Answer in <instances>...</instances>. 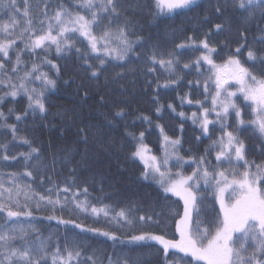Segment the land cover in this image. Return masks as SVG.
<instances>
[{
	"label": "trees",
	"instance_id": "16d2710c",
	"mask_svg": "<svg viewBox=\"0 0 264 264\" xmlns=\"http://www.w3.org/2000/svg\"><path fill=\"white\" fill-rule=\"evenodd\" d=\"M138 2L142 5V10L132 16L135 35L130 36V39L135 41L136 36L142 39L134 43V51L129 53L125 61L105 56L102 52L92 53L88 42L77 33L72 37L75 47L71 51L57 55L54 47L47 53L38 50L39 57L47 56V59L59 67V74L56 68L42 63L36 55L30 56L27 52L23 54V60L28 62L27 67L30 68L35 60L40 64V71L47 73L57 82L55 89L45 91L47 113L37 112L33 115L29 110L26 117L17 121L16 115L21 114L27 107V97L23 94L18 95L15 100L5 97L0 103V111L7 117L6 123L16 124L18 135L27 137L32 141V147L40 149L38 156L33 154L32 159L25 161L21 153H28L29 146L20 139L12 141L10 131L0 127V144L6 143L7 154L16 157L15 160L8 161L0 159V184H3L0 191L12 188L15 197L18 185V199L23 204L25 192L29 195L33 192L48 195V190L51 189L52 198L56 199L58 193L61 203L65 204L63 208L59 204L56 205L53 211L51 205L41 202L37 210L38 196H33L28 202L33 216L20 217L18 220L13 218L6 223V213H0V231L13 226L17 229L23 228L28 232L27 239L30 242H36L37 238L44 241L49 253L48 264H52L51 256L57 246L63 249L66 243L69 248L76 244L80 246L82 254L78 261L74 260L72 264H91L89 256L93 257L96 264H109V258L115 261L117 258L127 257L131 261L137 256L140 257L141 264H164L163 253L157 251L160 246L155 242H144L143 247L128 242L130 235L139 234L141 231H165L171 236L174 232V221L170 212L173 209L181 213L183 211V201L178 197L169 194V198L165 199L159 185L141 178L144 164L131 157L138 143L139 133H145L144 143L153 155L162 159L166 144L157 125L163 126L164 134L173 139H181L179 154L184 156L186 161L189 157L198 158L204 155L212 141L221 135L218 124L210 125L209 135L202 134L199 124H194L191 118L193 112L199 115L202 111L195 100L204 101L206 107H211L210 95L207 101L204 100V81L207 79L209 66L202 62L199 71L195 66L188 69L183 67L185 63L191 64L200 56L203 49H180L176 45L187 44L188 37L199 41L205 38V34H209L210 45L215 46L219 53L213 54L214 59L220 63L228 54L234 53L237 46L245 43L240 32L247 29V46L258 52L264 51V32L261 31L264 21L257 19L243 24L238 19L239 13L231 10L224 15H217L214 8L218 3L223 4L224 0H197L199 7H194L191 11H184L180 15H161L156 20L148 13L151 0ZM29 3L32 5L33 15H39L45 4L50 5L48 12L52 15L60 4L78 10L80 0H29ZM81 12L85 14L83 10ZM7 21L8 15L5 14V9L0 7V23ZM221 22L225 24V30L217 33L214 25ZM15 31L18 33L20 27ZM100 31L101 29H96L97 34ZM0 38H3L2 33ZM17 43L23 47L19 41ZM77 48L80 53H77ZM247 51L248 47L241 49L242 62L246 61ZM169 53H175L180 60L171 73L159 64L153 65L151 62L150 57L153 54L158 58L168 59ZM81 54H87L89 63L96 66L99 65L97 56L106 61L99 77L90 76L88 66L79 59ZM24 67L22 64L21 69ZM117 73H122V77H117ZM19 75L22 76L23 71ZM177 77H182L178 84H171L167 88L162 86L166 80ZM3 78L0 74V79ZM197 80L200 81L199 85L195 84ZM65 81L69 83L66 84ZM189 81L193 83L190 85ZM14 82L18 83L19 80ZM158 84L161 86L157 87ZM29 87H35L39 91L42 85L40 81H34ZM82 88L88 89L89 96L86 100L81 99ZM5 91L8 89L0 85V96ZM214 91L210 85L209 94ZM100 96L105 97L104 103L99 102ZM182 97L192 99L193 103H187V99L182 101ZM169 104L175 111L168 107ZM158 107L161 108L159 113L156 111ZM9 108L13 109L11 114L8 112ZM119 108L124 109L123 116L115 115ZM181 112L185 114L184 117L179 115ZM248 113L249 110L245 109V120L252 118ZM144 117H149L151 123ZM214 118V114L210 116V119ZM4 123L5 121L0 119V125ZM229 123L234 125V118ZM81 128L87 131V145L83 143V133L79 131ZM129 133L134 134L137 139H133ZM241 138L247 145V158L257 163L264 161V152L260 151V139L251 127L242 131ZM4 154L5 150L0 148V156ZM207 160L210 169L217 166L214 150L207 155ZM195 167L196 165L190 162L189 165H184L183 171L191 173ZM223 167L229 166L225 164ZM174 169L177 170L175 167ZM28 171L32 172L31 176L26 175ZM64 188L69 191L64 192ZM7 195L5 192V200ZM198 195L204 198L201 219L212 221L210 227L214 229L219 204L215 200L213 189L206 188L201 183ZM83 201L97 208H106L109 216L105 217L102 213L95 216L90 211H81L76 204ZM121 209L129 210L134 227H120L112 219ZM52 215L104 231H115L120 240L113 242L94 233L82 232L72 225L60 224L56 219H47ZM140 216H151L152 220L140 221ZM155 221H160L159 227ZM62 254L66 255L63 252ZM181 257L182 253H176L175 256L170 255L169 259L179 261Z\"/></svg>",
	"mask_w": 264,
	"mask_h": 264
},
{
	"label": "snow or ice",
	"instance_id": "6c2138e0",
	"mask_svg": "<svg viewBox=\"0 0 264 264\" xmlns=\"http://www.w3.org/2000/svg\"><path fill=\"white\" fill-rule=\"evenodd\" d=\"M0 7H3L5 14L8 15V21L0 23V33L3 34V38H0V74L4 77L0 79V85L8 89L0 96V103L5 97H11L13 100L20 94L27 97V107L21 114L16 115L17 121L26 117L29 110L33 115L37 112L47 113L45 91L55 89L57 86L56 80L40 71V64L35 60L32 61L30 68L27 67L28 62L22 58L25 52L30 56L36 55L42 63L56 68L59 74V67L47 59V56L39 57L38 50L47 53L54 47L57 55L71 51L75 47L72 37L78 33L88 42L92 53L102 52L105 56L125 61L129 53L134 51V43L142 39L140 36H136L135 41L130 39V36L135 35V22L132 16L142 10L138 0H80L78 10L60 4L52 15H49L50 5L48 4L44 5L39 15H33L29 0H19V2L18 0H0ZM194 7H199L197 0H151L148 13L153 20H156L161 15H180L184 11L193 10ZM81 10L85 14H82ZM229 10L239 13L238 19L243 24H249L257 19L264 21V0H224L223 4L218 3L214 8L217 15H224ZM105 21H107L106 24ZM17 27H20L18 33L15 31ZM214 27L217 33L225 30L223 22L216 23ZM98 28L101 29L99 34L96 32ZM246 31L247 29H244L240 32L245 43L237 46L235 52L228 54L227 58L220 63L214 59L213 54L219 55V53L215 46L210 45L209 34H205V38L199 41L188 37L187 44L176 45L180 49L185 47H194L196 51L203 49L200 56L191 64L185 63L183 67L188 69L195 66L199 71L202 62L209 66L207 79L204 81V100L207 101L210 95L211 107H206L204 101L195 100L202 111L199 115L193 112L191 118L194 124H199L204 135H209L210 125L218 124L221 132L219 138L213 140L210 148L205 150L204 155L198 158L189 157V160L196 165L191 174L186 175L183 171L187 161L179 154L178 146L181 144V139H173L164 134L163 126L157 125L166 144L162 159L150 155V149L144 143V132L139 133L138 143L131 153V157L138 158L144 163L142 179L151 180L159 185L165 199H168L170 194L183 201L182 213L176 209L170 212L174 221V232L171 236L165 231H141L139 234L128 237L129 243L140 247L144 246V242H155L160 246L157 251L163 253L164 264H180L181 261L182 264H264V161L260 163L255 160L250 161L247 158V145L241 138L242 131L246 127H251L260 139V151L264 152V51L258 52L247 46ZM261 31L264 32V28H261ZM17 41L23 45L22 48ZM244 47H248V51L246 61L242 62L240 53ZM76 51L80 53L79 48ZM168 57V59L158 58L153 54L150 59L153 65L159 64L171 73L180 60L175 53H169ZM79 59L88 66L91 77H99L102 74L106 61L100 56L96 57L99 60L98 66L89 63L87 54H81ZM22 64L25 65L23 69H21ZM153 70L149 69V71ZM21 71H23L22 76L19 75ZM122 75L117 73V77ZM17 79L19 82H14ZM181 79L182 77H177L166 80L162 86L167 88L171 84H178ZM34 81L41 82L42 87L39 91L35 87H29ZM192 83L189 81L190 85ZM195 84L199 85L200 81H195ZM210 85H214L215 91L209 94ZM160 86L157 85V87ZM81 90V99L86 100L89 96L88 89ZM181 99L182 101L187 99L189 104L193 103L190 98L182 97ZM99 102L104 103L105 97L100 96ZM168 107L175 111L171 104ZM245 109L249 110L251 119H244ZM156 111L159 113L161 108L158 107ZM8 112L11 114L13 109L9 108ZM213 114L215 118L210 119ZM115 115L123 116L124 109L119 108ZM179 115L184 117L185 114L181 112ZM233 118L234 125L229 123ZM0 119L5 121L0 127L10 131L12 141L20 139L29 146L28 153H21L25 161L32 159L33 154L39 155L40 149L32 147L31 140L18 135L16 124L6 123L7 117L3 111H0ZM144 119L151 123L149 117ZM79 131L83 133L82 140L87 145L86 129L81 128ZM129 135L137 139L134 134L129 133ZM0 148L5 150V154L0 156V159L4 161L16 159L15 156L7 154L6 143L0 144ZM211 150L215 151L217 166L210 169L207 166L209 164L207 155ZM173 159L175 163L172 167L177 169L175 172L169 166L170 160ZM225 164L229 167L224 168ZM26 175L31 176L32 172L28 171ZM201 183L206 188L213 189L215 200L219 204L214 229L210 227L212 221L201 219L203 211L201 205L204 199L198 195ZM16 187L15 197L12 188L0 191V213H6V223L13 218L18 220L20 217H32L33 211L28 202L33 199V196H38L37 210L41 202L51 205L53 211L58 204L61 208L65 206L61 203L58 193L56 199L52 198L51 189L48 190V195L35 192L29 195L25 192V202L22 204L18 199L19 186ZM0 189H3V184H0ZM63 191L68 192L69 189L64 188ZM5 192L8 193L6 200ZM84 192H87L86 188ZM76 207L83 212L90 211L95 216L101 213L105 217L109 216L106 208H97L88 204L87 201L77 202ZM47 219H56L60 224L72 225L82 232L94 233L113 242L120 240L115 231H104L55 215L48 216ZM112 219L120 227L124 225L134 227V220L130 218L129 210L121 209ZM139 220L151 221L152 217L140 216ZM155 223L158 227L160 226V221ZM27 237L28 232L23 228L17 229L13 226L0 231V264H48L47 244L39 238L36 242H30ZM176 253H182L183 257L179 261L170 260L169 256H175ZM81 254L78 244L69 248L66 243L63 249L58 245L51 256L52 264H72L74 260L78 261ZM88 260L91 264H96L93 257L89 256ZM109 264H141V260L139 256L131 261L127 257L117 258L115 261L109 258Z\"/></svg>",
	"mask_w": 264,
	"mask_h": 264
},
{
	"label": "rangeland",
	"instance_id": "374dc122",
	"mask_svg": "<svg viewBox=\"0 0 264 264\" xmlns=\"http://www.w3.org/2000/svg\"><path fill=\"white\" fill-rule=\"evenodd\" d=\"M213 86V88H214V85H212ZM215 90V89H214ZM150 155H153L151 152H150ZM138 159V158H137ZM139 160V159H138ZM140 161V160H139ZM140 162H142V161H140ZM190 162L191 161H187L184 165H189L190 164ZM143 163V162H142ZM174 163H175V161H174V159L173 160H170V164H169V166L170 167H172L173 165H174ZM144 164V163H143ZM172 170H173V172H175L176 170L174 169V167H172ZM186 175H188V174H191V173H185ZM214 194V193H213Z\"/></svg>",
	"mask_w": 264,
	"mask_h": 264
}]
</instances>
